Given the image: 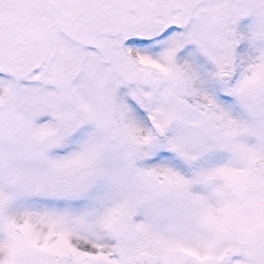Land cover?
I'll list each match as a JSON object with an SVG mask.
<instances>
[{
    "label": "snow or ice",
    "instance_id": "6c2138e0",
    "mask_svg": "<svg viewBox=\"0 0 264 264\" xmlns=\"http://www.w3.org/2000/svg\"><path fill=\"white\" fill-rule=\"evenodd\" d=\"M0 264H264V0H0Z\"/></svg>",
    "mask_w": 264,
    "mask_h": 264
}]
</instances>
